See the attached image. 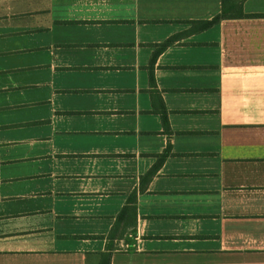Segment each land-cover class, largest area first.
<instances>
[{
    "label": "crops",
    "instance_id": "1",
    "mask_svg": "<svg viewBox=\"0 0 264 264\" xmlns=\"http://www.w3.org/2000/svg\"><path fill=\"white\" fill-rule=\"evenodd\" d=\"M236 1L245 16L215 20L223 0H0V57L22 51L7 45L20 33L49 34L37 49L55 56L51 73L69 81L74 67L73 89L120 91L113 127L97 115L62 135L134 142L116 150L129 154L118 171L97 160L58 175L55 127L48 137L45 117L20 115L44 102L12 82L19 66L0 67V85L13 88L0 98L13 106L0 113L13 125L0 132V264H264V0ZM67 87L53 88L52 107ZM60 181L80 185L58 193ZM134 191L135 223L109 239ZM65 195L78 207L49 204Z\"/></svg>",
    "mask_w": 264,
    "mask_h": 264
},
{
    "label": "rangeland",
    "instance_id": "2",
    "mask_svg": "<svg viewBox=\"0 0 264 264\" xmlns=\"http://www.w3.org/2000/svg\"><path fill=\"white\" fill-rule=\"evenodd\" d=\"M4 12H6V7L4 8ZM29 19V18H26ZM29 19L28 21H31ZM19 37H13L8 41V47L14 50H22L17 54L6 55L0 57V67H13L19 66L20 69L11 74L12 82H21L26 85V91L23 92V96L25 98H34L43 101L44 103H35L30 104V102L25 103L28 104L26 107L22 108L20 115H25L26 117L32 118L36 116H40L39 119L45 117V121L42 122L44 125V129L47 132L48 137L52 135L53 128L55 127V136H56V145L62 149L63 151L56 152L55 158L57 161H53L52 169H54L58 175L69 174L72 172H84V168L90 167L91 169L94 167L96 161L98 160V165L104 162V164L111 163L112 167H108L111 171H118L117 161L118 159H128L129 154L116 151L120 143L128 144L134 143L129 140V138L123 136H115L112 134L111 136H107L106 138L91 137L86 138L83 136H76L73 134L62 135V133L66 130H70L73 128H84V126L90 121V123L95 122L97 120V115L105 116V119L102 121L105 122L106 127L114 126V120L110 118L112 114H120L122 113L121 109L114 108L115 101L120 99V91H113L109 87L106 89H99L94 91H84V90H76L73 89L71 83L76 84L78 80L77 75L74 72V67L70 69L67 74V78L69 81L62 79L61 69L57 70L56 74L50 72V69L45 65L50 61H55L56 58L50 51L47 49H37L38 44H46L49 45L50 36L49 34H44L41 38L37 34L35 36L30 32L26 34H18ZM1 37V36H0ZM5 47L0 44V52L3 51ZM5 53H0V55ZM40 65V66H39ZM1 73V72H0ZM80 75V74H79ZM82 82L86 79L81 77ZM92 81V79H87ZM62 84L67 85L68 90H58L55 93L57 107L51 106L50 98L51 92H53L54 87L61 86ZM3 85H0V98L3 95H7L9 91L13 88H3ZM88 93H94L95 95H91ZM92 101L93 106L96 110L92 112H87L89 110L86 108V103L88 100ZM128 100H132V96L127 97ZM103 102L105 104V109H101ZM60 103L62 106H60ZM13 109V106L10 104H1L0 105V113L9 112ZM86 109V110H85ZM82 114L90 115L91 118H81ZM56 121V124L54 123ZM118 121V120H117ZM130 121L129 119L122 120L123 124ZM51 123H54L51 125ZM41 126V125H38ZM13 127L12 124H0V132L7 131ZM43 129V128H42ZM44 131V132H45ZM35 132H33L34 134ZM51 133V134H50ZM55 145V143H54ZM1 146V145H0ZM12 146L11 144H4L2 147L7 148ZM100 149V150H99ZM103 150V151H102ZM140 155V154H139ZM134 157V165L135 159ZM111 160V162H109ZM4 164V163H3ZM137 164V161H136ZM83 166V167H82ZM131 164L128 165V170L131 169ZM124 169V168H122ZM95 170H98L96 167ZM17 181V179H7L1 181L3 183H13ZM119 181H116V183ZM101 183V182H100ZM56 191L58 193H62L63 191H70L72 188H78L80 182H63L60 181L55 183ZM67 196V203H64L61 200H50L49 204H53L55 209L57 210H65L78 207V203L80 199L76 197H72L71 195ZM20 197L17 196H9L4 198L6 201H15ZM31 221V220H30ZM18 226H21L26 223V220H18L16 221ZM1 227H9L7 223H1Z\"/></svg>",
    "mask_w": 264,
    "mask_h": 264
},
{
    "label": "trees",
    "instance_id": "3",
    "mask_svg": "<svg viewBox=\"0 0 264 264\" xmlns=\"http://www.w3.org/2000/svg\"><path fill=\"white\" fill-rule=\"evenodd\" d=\"M246 14L243 12L242 4H238L236 0H223V9L221 15L215 18V20H219L221 17L231 18V17H243ZM160 114L163 118L164 124L167 126V114L165 107H161ZM168 151H165L161 154L158 163L151 169L150 174H154L160 167L163 162V159L166 157ZM136 198L137 194L134 191L128 198L127 204L122 209L120 214L118 215L117 221L109 234V239H113L115 237V230L119 227L120 223L123 221L125 225L135 223L130 222L128 220L135 219L136 217Z\"/></svg>",
    "mask_w": 264,
    "mask_h": 264
}]
</instances>
